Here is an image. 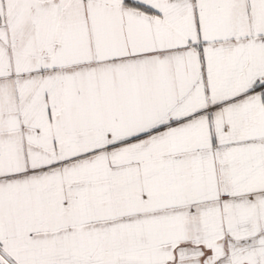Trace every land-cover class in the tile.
<instances>
[{
    "label": "snow or ice",
    "instance_id": "obj_1",
    "mask_svg": "<svg viewBox=\"0 0 264 264\" xmlns=\"http://www.w3.org/2000/svg\"><path fill=\"white\" fill-rule=\"evenodd\" d=\"M0 264H264V0H0Z\"/></svg>",
    "mask_w": 264,
    "mask_h": 264
}]
</instances>
